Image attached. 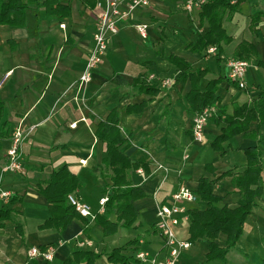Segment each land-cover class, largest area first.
Wrapping results in <instances>:
<instances>
[{
    "label": "crops",
    "instance_id": "1",
    "mask_svg": "<svg viewBox=\"0 0 264 264\" xmlns=\"http://www.w3.org/2000/svg\"><path fill=\"white\" fill-rule=\"evenodd\" d=\"M57 1L70 8L69 17L48 16L43 9L31 8L25 13L24 28L0 27V132L6 125L4 137H0V189L10 195L0 200V210L10 213L0 228V264H62L75 252L102 254L95 264H112L106 257L133 240L137 243L121 256L137 264V253L155 256L163 252V240L155 230L158 208L170 205L180 188H187L194 196V202L185 205L187 211L206 209L195 195L201 178L214 183L213 195L222 199L216 207L235 208L239 197L232 179L245 171L244 151L250 148H257L261 154L264 182V142L238 135L223 143L221 152L211 147L224 127L216 121L232 117L234 107L245 105L251 109L264 91V69L258 67V63H264V0H245L233 17L223 22L232 42L222 46L220 63L212 55L190 52L199 34L181 2L151 0L149 8L136 16L137 22L148 25L146 38H139L132 22L121 23L117 35L109 40L103 63L84 88L78 87V78L92 47L99 16L96 4L101 0ZM252 15L258 17L253 32ZM193 18L198 20V15ZM206 32L207 26L203 25L202 34ZM241 42L251 44L256 51V57L247 62L244 90L228 81L225 64L233 59ZM171 56L182 59L193 70L208 71L199 82L200 93L205 92L209 81L221 79L212 101L217 112L206 124L201 143L193 141L190 131L195 116L185 101L190 83H177L179 72L167 61ZM142 75L153 77L150 84L159 91L157 96L131 91L133 80ZM114 76L126 85L117 87L111 82ZM164 80L167 85L161 84ZM141 104H146L141 113L126 112L127 107ZM113 110L118 114V128L127 139L120 152L133 163L142 160L148 165L144 177L137 174L141 168L129 173L132 186L140 187L147 195L132 203L137 213L135 223L130 229L119 225L109 237L86 219H73L63 233L40 231L49 212L37 186L62 166L82 184L80 190L68 196L87 206L93 215H104L99 203L111 195L112 183L104 165L105 146L96 139L95 131ZM16 128L24 136L20 154L25 174L20 176L6 170ZM250 131L264 137V125L258 127L255 122ZM255 203L240 240L224 262L205 263L208 241L203 240L190 244L175 264H264V190ZM109 220L115 223V216ZM174 232L188 243V221ZM216 242L224 247L225 237L219 236ZM30 248L51 250V261L41 256L27 258Z\"/></svg>",
    "mask_w": 264,
    "mask_h": 264
},
{
    "label": "trees",
    "instance_id": "2",
    "mask_svg": "<svg viewBox=\"0 0 264 264\" xmlns=\"http://www.w3.org/2000/svg\"><path fill=\"white\" fill-rule=\"evenodd\" d=\"M244 1L236 0L232 3L231 0H206V4L198 14V23L200 27L206 25L207 32L198 35L195 45L190 47V52L206 54L209 48L214 47L217 50V62L220 63L218 56L222 53V46L232 42V38L227 35L223 28V22L230 20ZM31 8L43 9L48 16H56L62 19L70 16V8L60 5L57 0H0V27L24 28L25 13ZM250 20L251 32H253L258 17L252 15ZM254 57H256L255 48L246 42H241L233 53V59L236 61L248 62L250 58ZM167 61L179 72L177 83L182 86L186 82L190 83L191 90L185 96L188 111L194 115H199L205 109L212 107L214 94L221 79L209 81L205 92L200 93L199 82L208 75L207 70H193L191 65L173 56L169 57ZM258 67L264 69V63H258ZM148 79L144 75L134 79L131 91L136 95L157 96L159 91L150 84ZM111 82L117 87L126 85L119 76H114ZM145 105L129 106L126 112L139 114ZM2 107L0 102V118L3 111ZM216 122L218 125L223 123L224 127L221 129V135L211 144L215 152H221V145L238 135L250 138L257 143L264 142V137L255 132H249L250 126L255 122H257L258 127L264 125V91H261L251 109L245 105L234 107L232 117H225ZM118 125V114L116 110H113L98 123L95 131L96 139L105 146L107 158L104 165L106 170L110 172L109 178L112 183L109 188L111 195L107 197L103 207L104 215L95 214L93 220L95 225L102 228L104 237L114 235L119 225L123 229H130L137 217L132 203L147 197L140 187L132 186L129 173L141 168L144 176H146L148 165L142 160L133 163L125 154L120 152V148L127 142V139L122 135ZM5 128L6 125H3L0 137H4ZM244 155L246 169L242 174L234 176L232 179L234 193L239 197L235 208L216 207L222 199L213 195L214 183L205 178L198 181V187L195 191L196 199L205 203L206 209L188 211V243L208 241L205 263L224 262L228 253L235 249L243 234L245 220L256 206L255 199L260 197L262 190H264V182H262L261 176L262 158L259 150L250 148L244 151ZM81 188L82 184L66 166L53 171L48 180L37 186V191L47 201L49 212L48 220L39 227L40 231L53 229L57 233H63L73 219H84L67 201L68 195L74 194ZM9 215V211L0 210V228L3 222L9 220ZM112 215L115 216V223H111L109 220ZM85 227L84 233H86ZM16 230L18 234H22L19 226L16 227ZM221 235L225 237L224 247H220L216 242ZM136 243L137 240H133L124 247L114 250L106 257L108 262L130 264L131 260L121 256V254L129 246ZM40 251L45 252L46 249L41 248ZM101 257L102 254L75 252L62 264H95Z\"/></svg>",
    "mask_w": 264,
    "mask_h": 264
},
{
    "label": "built area",
    "instance_id": "3",
    "mask_svg": "<svg viewBox=\"0 0 264 264\" xmlns=\"http://www.w3.org/2000/svg\"><path fill=\"white\" fill-rule=\"evenodd\" d=\"M80 1V0H79ZM151 0H101L97 2L96 7L99 9V16L92 35V47L88 54L83 72L78 78V87L84 88L88 85L93 77L94 72L103 63L104 57L108 51L110 38L118 33V27L121 23L132 22V27L138 34L139 38L144 40L147 35L148 25L137 22L136 16L139 11L149 8ZM181 2L184 12L193 20V16H197L206 4V0H177ZM232 3L236 0H231ZM207 55H216V48L212 47L206 51ZM226 76L229 82L236 84L240 90L245 89L244 75L248 66L245 61L228 60L226 63ZM153 77L149 78L152 81ZM163 83V84H162ZM167 85V81L162 82ZM1 87V84H0ZM217 110L214 106L205 109L201 114L195 115L192 119L191 136L194 142L201 143L204 140V130L208 121L216 115ZM73 127V125L71 126ZM24 136L20 128H16L11 136L10 149L7 152L9 164L7 171L12 173L23 174L21 165L20 148L23 143ZM83 163V162H80ZM137 174L144 177L142 171ZM9 194L0 189V200L9 198ZM68 203L75 209L80 217L93 221L94 216L87 206L81 204L73 196L67 197ZM107 198H103L99 207H103ZM194 202V196L187 188H180L171 198L170 205H163L158 208L157 216L159 222L156 230L163 240V252L155 256H148L145 253H137L135 261L137 264H175L178 256L182 251L187 250L190 244L179 240L174 229L183 222L188 221V211L186 204ZM43 257L46 261H51L52 251L46 250L41 252L38 248H30L27 251V258Z\"/></svg>",
    "mask_w": 264,
    "mask_h": 264
},
{
    "label": "rangeland",
    "instance_id": "4",
    "mask_svg": "<svg viewBox=\"0 0 264 264\" xmlns=\"http://www.w3.org/2000/svg\"><path fill=\"white\" fill-rule=\"evenodd\" d=\"M191 22H192V24H193V26H194V28H195V30H196V32L198 33V34H202V32H203V27L201 26H199V23H198V20L196 19V18H194L193 20H191ZM227 21H225V23H226ZM244 33H245V30H244ZM213 56V55H212ZM213 57H216L217 58V56L216 55H214ZM149 80V79H148ZM164 81H166V80H164ZM164 81H162V82H164ZM161 82V83H162ZM158 84L160 85V82L158 81ZM23 144V143H22ZM22 146V145H21ZM21 153V152H20ZM8 163H9V160H8ZM21 165H22V167H23V174H19V176L20 175H24L25 174V168H24V165H23V163H22V161H21Z\"/></svg>",
    "mask_w": 264,
    "mask_h": 264
}]
</instances>
